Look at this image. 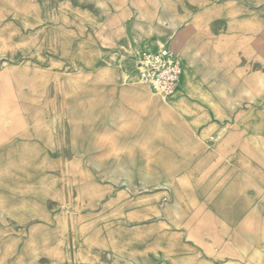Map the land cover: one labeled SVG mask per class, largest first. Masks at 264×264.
I'll return each instance as SVG.
<instances>
[{"label":"rangeland","instance_id":"1","mask_svg":"<svg viewBox=\"0 0 264 264\" xmlns=\"http://www.w3.org/2000/svg\"><path fill=\"white\" fill-rule=\"evenodd\" d=\"M150 3L0 0V264H264V0ZM198 30L156 108L134 53Z\"/></svg>","mask_w":264,"mask_h":264},{"label":"crops","instance_id":"2","mask_svg":"<svg viewBox=\"0 0 264 264\" xmlns=\"http://www.w3.org/2000/svg\"><path fill=\"white\" fill-rule=\"evenodd\" d=\"M157 1H159V0H151V3H150L151 4V7H150L151 9H150L149 12H147L149 14H147V16H145V15L142 16V20L138 21L137 23H135V27H136V29L138 30L139 33L147 32L148 34H152V35L155 33V31H153V27L152 26H154L155 20L157 18L156 17L157 16L156 11L158 10L157 5H158V3H160V2L157 3ZM199 1H201L202 4H206L207 5V4L214 3V1H216V0H199ZM186 31H187V29L184 28L181 31L182 35H185ZM203 46H204V44H203V41H202V38H201V34L199 33V30H198V32L195 31L192 34L189 43L187 45H185L183 50H182V57H184V59L182 57L180 59H181L183 65H186V63H187L188 70H187L186 73L189 74L188 77L190 76V74H193V73L200 77L201 74H202L203 69L208 64L207 60L211 61L209 59V57L207 59V56H209V55H207V53L204 51V47ZM167 47H169V46H167ZM160 48H158V47L157 48H152V47L144 48V46H143L140 49H148V50H152V51H157ZM171 49H173V48H171ZM190 51H192V54H191ZM187 67H186V69H187ZM138 82L140 83V81H138ZM141 82L144 83L142 80H141ZM143 91H144L143 94L146 95L145 97L147 99H149L156 108H161L165 112H171L172 114H174V113L177 114L179 111L183 112L185 104L189 101V97H187L188 95L186 93V88L184 87V85H182V87L179 90V92L177 91L179 93L178 98H176L175 100L170 101V102L165 101L160 95L156 94L153 91V89L149 85H147L146 83L143 84ZM217 121H220V119L216 120V122ZM209 127H211V129H213L214 125H210ZM201 133H202L201 136L203 135L202 137H206L207 134L209 133L208 127H206V129H204L203 132H201ZM173 134L171 136L174 139L179 140L180 132L173 133ZM155 136H156V138L157 137H161V138H158L160 140L163 139L162 137L169 138L168 135H166V134H163V135L158 134V135H155ZM156 138H155V141H156ZM263 190H264V186H263ZM218 199H219V196H218ZM220 200L222 201V206L220 208L222 209L221 211H223V206H224L223 201L224 200L223 199H220ZM238 204H239L240 207H242V205H243L242 202L238 203ZM215 210L220 216L224 217V213L223 212L221 213L220 210L217 209V208H215ZM239 214H240V212H239ZM221 229H222V231L226 232L225 224L221 225ZM205 244H207V243H205ZM200 246L202 247L203 245L200 244ZM206 248L207 249H202V254H204L205 257L207 255H212L213 251H211L209 249V247H206ZM155 256H157L158 258H162L163 254L161 252H157V253H155Z\"/></svg>","mask_w":264,"mask_h":264},{"label":"built area","instance_id":"3","mask_svg":"<svg viewBox=\"0 0 264 264\" xmlns=\"http://www.w3.org/2000/svg\"><path fill=\"white\" fill-rule=\"evenodd\" d=\"M134 55L135 68L144 81L164 95L175 92L183 74V64L176 51L165 46L157 51L140 49Z\"/></svg>","mask_w":264,"mask_h":264},{"label":"bare ground","instance_id":"4","mask_svg":"<svg viewBox=\"0 0 264 264\" xmlns=\"http://www.w3.org/2000/svg\"><path fill=\"white\" fill-rule=\"evenodd\" d=\"M142 79V78H141ZM142 81L144 82V83H146L147 85H149L152 89H153V87L148 83V82H146V81H144L143 79H142ZM154 91H156L155 89H153ZM157 92H159V91H157ZM175 94V93H174ZM173 94V95H174Z\"/></svg>","mask_w":264,"mask_h":264}]
</instances>
